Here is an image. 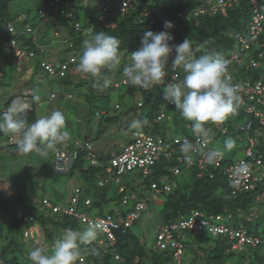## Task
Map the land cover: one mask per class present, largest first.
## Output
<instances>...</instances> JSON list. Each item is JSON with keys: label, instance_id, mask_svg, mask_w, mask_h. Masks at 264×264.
<instances>
[{"label": "trees", "instance_id": "16d2710c", "mask_svg": "<svg viewBox=\"0 0 264 264\" xmlns=\"http://www.w3.org/2000/svg\"><path fill=\"white\" fill-rule=\"evenodd\" d=\"M258 2L260 11L264 14V0H258ZM11 3L12 0H0L1 36L5 37L8 41L9 50L7 56L4 58L0 56L3 64L14 69L17 64L37 62V70H42L51 77L59 78L60 85L66 88L72 87L74 84L70 75L71 64L64 77H60L59 75L52 76L41 67V64L47 60L45 59L47 58L45 56V46L60 40L64 45L63 48H60V52H72L73 56L69 60L60 59L57 62L69 63L73 59L74 62L72 64H75L79 62L82 54L83 40L90 38L94 32L105 31L120 40V54L131 57V52L141 46V38L144 32L165 31V21H172L174 26L175 24L179 25V31L177 32L174 28L167 29V31L172 32L174 37V40L170 41V44H179L184 39L189 38L193 45L194 54L197 57L206 52H218L222 54L223 58L229 60L236 55L237 60H241V62L240 64L235 62L228 67L232 73L231 82L241 87H246L248 84L255 87L259 83L264 85V47L260 48V45L264 44V37L256 41L251 40L249 23L253 14L251 12L252 5L250 0H238V4L229 8L226 14L219 11L216 14L206 15L202 13L196 15V13L200 12L199 10L201 9H208L207 0H131V7L126 13L106 9V0H101V6L95 1L92 2V0H60L59 4L54 7H50L48 0H38L36 7L37 16L32 15L33 9L23 7L22 9H26V13L20 14V17H18L19 22H16L12 17L10 10ZM112 4L117 5L115 2ZM135 7L138 9L136 10ZM40 11H42V14ZM80 11L84 14L83 24L80 22ZM63 19L72 21V27L67 29L64 26V21L62 22ZM10 23L13 24L15 33L10 31ZM77 24L80 26L79 30L76 28ZM62 29L67 34L65 33L61 36L62 39H59L61 35L60 30ZM241 37L249 40L250 47L248 49L242 47ZM13 40H16L19 47L26 51L27 57L30 54H33V56L29 60L18 59L16 56L17 47H12L11 45ZM40 54H43L44 57H40ZM173 57L174 53L169 57L167 73L172 74L173 71H177L179 76L184 75L182 68H176L175 70L171 68V59ZM130 63L131 58L127 65ZM124 64H126V59ZM120 68L119 73H123L124 66ZM79 73L81 78L76 86L79 89L84 88L89 91L83 95V97L85 96V101L88 103V115H100V119L103 120V124L105 123V127L103 125L95 135L84 134L80 138L78 134L72 144H70L69 139L71 138H69L63 145L58 146V151L54 152L55 161L56 154L65 148H70L73 153L76 152L77 158L66 172L58 173L57 171V173L59 175L70 176L79 174L83 180L81 186L85 182V185L82 186L85 197L79 195V198L83 204H86L87 201H90V203L86 204L85 210H81L80 213L86 214L88 217L95 218L86 209L105 210L113 202L119 204L124 214L132 211L135 204L139 201L146 202V209L134 224L116 233L117 242L114 246H111L105 233L98 231L100 235L88 246V250L82 256V262L77 261V264H264V226L262 230L247 231L242 228L243 225H240V221H243V216L249 219V217L251 218L256 215L252 216L262 203V200H258L257 195L264 189V180L257 190L234 194L232 180L228 178L223 170V166L229 165L231 160L226 159L223 165L220 166L208 164L203 178L198 177L200 170L197 167V163H195V166L189 167L186 164L187 162L178 163L177 160H170L157 163L149 176L137 174L139 177H143V181L140 184L133 182L135 179L132 174L133 171H131L122 174L119 177L120 182L116 185L112 182L103 187L98 185L101 178L107 177L105 168L110 157L103 152H97L96 146L108 147L110 144L115 143V141H111V139L106 137L103 140L104 144L97 145L96 142L102 140V137H104L102 135L107 130L109 131L111 124H118L119 129L121 127L124 128L126 124L130 125L131 122H128V118L132 114L134 120L142 121L145 118L148 120V125L142 126L140 129L150 135L164 137L167 135L165 134L166 128L170 129V125H172L173 131L170 129L171 134L194 139L195 134L192 128H188V125H192L193 122L186 121L175 106H169L168 102L164 100L163 89L165 84L154 85L149 90H144L139 86L131 85L125 78L121 83L116 82L113 85H109L100 91L99 94H96L94 91L97 86L103 85L102 81L97 82L96 78L84 76L81 72ZM35 74L34 71L30 72L31 76ZM124 81L128 82V84H125ZM118 89H123V91L120 93L117 91ZM27 93L31 94L32 90L29 88ZM114 94L118 95L120 100L128 98L135 100L136 97L141 96L143 97V100L141 99L142 106H138V100L134 102V107L128 108L121 113L118 110L121 108L118 103L111 108ZM16 97H22L29 104L28 99L23 94L12 95L6 103V108L4 111H0V114L7 110L11 100ZM60 97L68 100L73 98L72 92L69 89H66L59 97L56 93L51 94V100L55 101ZM241 97L243 100L246 95ZM241 102L235 112L230 115V124H233L236 119H247L248 115L245 109L241 107ZM162 107L166 108L167 114H171V120L166 119L170 122L166 120L162 122L156 121L158 112ZM115 111H118V113H114ZM119 113L122 114V118L124 119L121 120V114ZM19 115L21 117L26 115L27 119H31L30 121L28 120L29 122H33L37 118L31 106L29 111L19 113ZM167 122L170 123L169 126ZM206 127L211 128L209 134L211 142L218 141L221 135L212 132V122H209ZM261 134H264V125H261L258 120L254 119L251 135L259 136ZM70 137H72L71 134ZM78 140L82 145L80 148H76V141ZM87 144H91L93 150L98 154V164L96 167L92 166L90 162L88 163V167H85V163L88 162L86 158L89 153L86 149ZM12 147L16 149L15 139L10 135L0 133V152L3 150L10 151ZM209 148H199L196 155H190L189 153L186 157L182 152L181 155L186 161L192 159L196 162L199 157L210 150ZM11 153L18 155L17 150ZM255 154L262 156L264 164V145L258 147L255 150ZM227 161L229 164H226ZM54 166V170H56V164ZM176 166L182 170L178 176H175L172 171ZM262 167L264 168V165ZM28 168L23 167L19 175L23 176L27 172L32 171V168ZM40 170L41 168L37 170L38 174H41ZM34 173L36 174V172ZM109 176L117 177L114 174H109ZM161 177L169 179L168 183L177 182V188L166 192L163 190L164 185L158 182L161 191H153L151 184L158 181ZM121 188L123 189L122 191H120ZM131 194H135L137 197L128 200L126 206L123 205V198L127 197L128 199V196ZM74 195L73 193L71 194L69 198L70 203ZM11 197L21 207L16 211V222L24 226L27 225V227L21 229L14 223L9 225L10 230L5 235L4 244L0 247V264H33L28 258L27 253L34 246L43 245L50 249L55 239L60 237L65 229L81 230V226H83L79 222L81 220H76L74 217L63 214V212L53 213V211L47 209L42 204L43 200L47 197H43L39 201L33 198L24 199L22 194L19 193L12 194ZM27 200L28 203L25 205L24 202ZM154 201H161L159 204L162 206L160 215L164 218V225L182 217H188L193 211H200L205 213L206 216L222 214L227 220L228 225L230 224L235 228L244 230L247 235L258 237L262 243L257 246H245L239 251L231 248V241L227 237L214 236L208 229H204L200 233H195L189 229L179 230L176 234L183 242V253L180 260H175V251H158L156 245L155 248H148L145 237L139 233L141 229L139 222L148 211L149 202ZM61 207L64 206L61 205ZM19 213L22 214L21 217H18ZM107 215H113V212L104 213L103 211L98 216ZM26 218L29 221L26 222ZM29 223L36 224L37 227L33 229V225L29 226ZM19 229L23 231V240L28 239V246H25L23 244L24 241L21 242L19 236H17ZM31 229L33 230L30 231ZM39 230L43 231L45 236L38 235ZM188 235L193 238L192 241L186 240ZM41 237H44V243L40 245L37 244V240ZM200 241H205V246L201 245ZM213 242L215 243L214 246L211 245ZM107 243L110 245L107 246ZM206 245H210V247H206ZM93 248L98 250V254L91 251ZM114 250L119 255L118 260L115 259ZM187 253H190L191 258L186 261L185 255Z\"/></svg>", "mask_w": 264, "mask_h": 264}, {"label": "clouds", "instance_id": "9594fccd", "mask_svg": "<svg viewBox=\"0 0 264 264\" xmlns=\"http://www.w3.org/2000/svg\"><path fill=\"white\" fill-rule=\"evenodd\" d=\"M164 28L166 29L165 31L144 32L141 38V46L131 52V63L123 68V76L127 78L131 85L139 86L144 90H149L154 85L165 84L163 89L164 100L168 102L169 106H175L186 121L193 122L192 125H188V128H192V131L195 134L194 139L197 136L210 139V145L214 149L205 152L203 155L208 164H215L224 157L225 151H231L236 146V141L230 137L225 140L223 149L215 148L211 142V137L209 136L211 128L206 127V125L209 122H212V132L221 136L228 135L230 128L226 126V124L231 120L230 115L235 112L242 100L240 95V86L232 83L230 77L226 75L228 72L229 61L223 58L222 54L218 52H206L197 57L194 54L193 45L189 38L184 39L179 44H170V41L174 40V37L169 31H167V29L174 28L172 21H165ZM120 44V40L116 36L110 35L108 32H94L91 34L90 38L84 39L82 42V54L79 58L77 70L86 76L102 80L104 87L109 86L111 80L108 73L115 72L121 65ZM173 53L174 57L171 59V68L173 70L176 68H182L184 75H182L180 79L175 82H170L172 74L167 73V66L169 63V57L172 56ZM167 74L169 78L165 80ZM126 84H128V82ZM33 91L35 93L36 90ZM260 98L262 99L263 104L258 103L257 98L250 99L248 96L244 97L241 102V107L245 109L246 114L248 115L247 119H245L244 126L241 127V129L246 131L248 134V147L245 149V157L239 160L241 162L235 166L233 173L234 177L237 178L247 176L250 170V165L248 163L252 161L253 157L260 158L262 164L258 166L257 171L255 172L257 178L260 179V181L256 183L257 189L264 180V172L262 171V169H264L262 167L264 164L262 156L256 155L255 150L264 145V139L263 134L259 136L251 135V129L254 119L258 120L261 125H264V111L261 109V107H264V94L260 96ZM40 100V95H33L34 102H39ZM138 102V106L140 103L142 106V100H139ZM251 106H254L258 111H260V113H262L263 119H261V117H257L255 113L248 112V108ZM29 108V104L22 97L12 99L11 103L7 107V110L0 114V133L10 135L15 139L18 154L27 155L35 153L41 158L46 159L50 152H57L58 146L63 145L70 138V132L66 127V116L61 110L54 109L50 114L40 115L33 122H29L26 115L24 117L19 115V113L27 110L29 111ZM161 111H164L166 114V118L164 120H171L172 116L171 114H167L165 107L160 109L157 117ZM219 122H222L221 125L216 124ZM148 123L149 122L146 118L142 121L136 119L130 123L129 127L132 128V132L134 130L142 131L140 128L148 125ZM164 137L166 138V136ZM176 138L183 139L188 137L175 136L172 134L170 135V138H166V140L174 143ZM194 139L191 140L193 141ZM250 140L255 142L253 146H251ZM248 149H251L253 154L252 157L247 156ZM196 150L197 147L195 144L188 140H184L180 144V151L178 150V152L174 153L172 155L173 157L170 158L169 161L177 160L178 163H183L179 161L180 157L183 158L181 152L187 157L190 152ZM94 153L97 159L98 154L96 151H94ZM120 153L121 151L119 153H110V160ZM88 157L89 154L86 159H88ZM164 159L167 158L162 157L156 161V163L149 168V173L146 174V176H149L153 167ZM110 160H108V164L106 166L109 165ZM225 161L226 158L224 157V162ZM239 161H232V163L226 166L233 165ZM91 165L96 167V165ZM176 168L181 170L180 167L176 166L172 169V171L174 172ZM132 171H139L138 174L145 175L144 172L139 169ZM105 174H107V177L104 179L101 178L98 182L100 187L105 186L109 182H112L115 185L120 182V179L117 181V177H110L106 171ZM165 178L166 177H163L162 179ZM106 180H108V182H105ZM101 181L105 182L103 186L100 185ZM160 183H162V180ZM175 183L178 186V183ZM77 187H80L81 189L80 195L85 197L81 184L77 185L74 190ZM120 191L122 190L120 189ZM261 192L257 195V197L258 200L264 201V198H260ZM45 200H49L53 205L59 206V204H56L50 197H47ZM140 202L145 203L146 206L145 201H139L135 204L132 211L135 210L136 205ZM80 206L85 207L82 202L78 206V209ZM145 209L143 211H145ZM132 211L127 214H124L123 212L121 215H113L122 217L128 215ZM142 212H140L139 217ZM253 215H255V213H253ZM99 217L103 218L105 216H98L97 218ZM139 217L135 221H137ZM222 218V225L236 231L242 230L225 223L226 219L223 215ZM98 229L99 225L94 223H89L82 231L66 229L60 237L55 239L54 244L50 249L49 247L43 245L34 246L27 253L28 258L33 262V264H77V261L82 262L84 252L87 251L88 246H90L93 241L97 239ZM26 236H28V234H26ZM216 236L227 237L230 240L228 235L225 234H219ZM230 241L232 247L233 241ZM37 244H39V242H37ZM91 251L98 254V250L95 248L91 249Z\"/></svg>", "mask_w": 264, "mask_h": 264}, {"label": "rangeland", "instance_id": "374dc122", "mask_svg": "<svg viewBox=\"0 0 264 264\" xmlns=\"http://www.w3.org/2000/svg\"><path fill=\"white\" fill-rule=\"evenodd\" d=\"M95 1L96 3H101V0H92V2ZM24 0H12L11 8V14L13 19L16 22H19L20 20L18 17H20V14L26 13V9H22L24 7L23 5ZM115 4H120V0H114ZM102 4V3H101ZM100 4V6H101ZM38 5V0H32L29 2L27 9L31 8L32 15L37 16V10L36 7ZM140 7V6H139ZM137 10L138 8L135 7ZM251 8V12H252ZM264 11V8H263ZM80 22L83 24V16L84 14L80 11ZM64 21V26L69 29L72 27L73 22L69 20H62ZM177 23V21H176ZM175 31H179V25L175 24L174 26ZM1 29H0V56L4 58L9 54L8 50V41L5 39V37L1 36ZM51 32V31H50ZM60 33L64 35L66 32L65 30H60ZM51 34V33H50ZM67 34V33H66ZM264 44L260 45V48H263ZM47 55H45L47 58H49L51 61H58L60 59L62 60H69L71 56H73V53H61L60 48H54L52 50L47 49ZM121 56V66H127V64L130 62L131 57H126L124 54H120ZM0 57V111H4L6 108V103L8 99L12 95H18L23 94L26 99H28L30 106L34 110L35 114L38 116L40 115H47L51 113L54 109H59L63 113L65 112L66 116V127L69 130L72 137L69 139L70 144L73 143V140L77 135L79 134L80 138H82L83 133H86L85 135H90L100 130L103 125L105 127V123L103 124V120L100 119V115H88V103L85 101L83 95L88 93L89 91L87 89H79L76 84L79 82L81 76L79 71L77 70L78 63L71 64L70 65V75L73 80V86L66 88L65 86L60 85L59 78H54L49 76L47 73H45L42 70H38L34 76L30 75V71H34L37 67V62H32L30 64H17L14 69H12L10 66H5L3 64V60ZM40 57H44L43 54H40ZM43 59V58H41ZM126 59V64H124ZM118 68L113 73H108V76L111 80L110 85L115 84L116 82L121 83L122 80H124L126 77L123 76V73H119L121 68ZM85 76V75H84ZM30 79V80H29ZM127 79V78H126ZM97 82H101L102 80L96 78ZM32 90L31 94H28V89ZM105 87L103 85L97 86L95 91L96 94H99L100 91H102ZM66 89L71 90L72 92V99L68 100L66 98L60 97L58 100H51V94L56 93L58 97L62 95ZM33 90H36L35 93ZM118 92H122L123 89H118ZM38 94L41 97V100L39 102L33 101V95ZM143 100V97L138 96L136 99L128 98L126 100H120L119 96L114 94L111 102V108L114 107L115 104H119L121 106L119 112H124L128 108L134 107V102L138 100ZM261 109L264 111V107H261ZM118 113V111H115L114 113ZM119 113V114H121ZM118 114V115H119ZM30 115V114H29ZM121 114V120L122 118ZM29 121L31 119H28ZM134 120V116L132 114L129 115L128 122H132ZM168 121V120H166ZM170 122V121H168ZM168 126L170 123H168ZM245 124V119L235 120L233 124H230L229 122L226 124L230 128V131L228 135L221 136L218 141L214 142L213 145L215 148H221L223 149L224 142L228 138H233L236 141V146L231 151H225L224 157L227 160L231 161H239L241 158L245 157V149L248 147V134L246 131H243L241 129L242 126ZM162 126V125H161ZM172 125H170V129ZM169 128H166L165 134L166 138L169 139L171 134ZM131 132L132 128L129 127L128 124L125 125V127H121L119 129L118 124H111L109 126V131L105 132L102 136V140L99 142H96L97 145L104 144V138H109L115 141V143L111 144V150H109V153H119L123 146L127 145L131 141ZM264 139V134H263ZM16 149L12 147L10 151L3 150L0 152V247L4 244L5 241V235L10 230L9 225L11 223H14L15 225L19 226L21 229L26 228L27 225L20 224L16 222V211L17 209H20V204L15 203V200L11 197L12 194H22V197L24 199L33 198L36 201H39L43 197H50L53 199V201L57 204H61L64 207L68 205L69 198L74 191V188L81 184L83 180L79 176V174L75 176L70 175H59L57 173V170H54V164H55V156L54 152H50L48 157L46 159L41 158L35 153H30L27 155H13L11 152L15 151ZM110 157V154H108ZM88 162L85 163V167H88V163L90 162L87 159ZM230 161V163H232ZM226 164H229L227 161ZM22 165V166H21ZM23 167H29L28 169L32 168V171H29L26 173V175H19L21 172V169ZM41 170V174L37 173V170ZM34 169V170H33ZM264 172V169H262ZM36 172V174L34 173ZM139 171H135L132 174L134 175L133 182L135 184H140L143 181V177H139L138 174ZM128 175V174H127ZM260 175V174H259ZM85 183V182H84ZM82 184L85 185V184ZM163 199V198H162ZM161 201H154L149 202L148 204V211L145 213V215L140 220L141 229L140 234H142L146 239V245L148 248H155L156 245V233L158 232V229L160 226L164 225L163 217L160 215V209L162 208L160 204ZM28 203V200L24 202L26 205ZM40 207V205H39ZM80 211L85 210L83 206H80ZM87 212L92 216L97 218L99 213H108L109 211H112L115 215H121L123 213V209L117 204L116 202L111 203L108 208L105 210H98L93 209L89 210L86 209ZM252 214V213H251ZM256 215L249 217V219L245 216L242 217L243 221H240V225H243V229H246L247 231L251 230H262L263 229V221H264V201L259 205V208L256 210ZM246 220V221H245ZM227 223V220L226 222ZM238 223V222H237ZM33 225V229H35L37 226L36 224L29 223V226ZM233 226V225H232ZM86 225L81 226L82 231L84 228H86ZM19 229L17 236H19L20 241L25 244V246H28V239L23 240L22 234L23 231ZM31 229L30 231H32ZM66 230V229H65ZM64 230V231H65ZM63 231V232H64ZM38 235L45 236L44 232L39 230ZM100 234L98 233L97 237ZM35 236V235H34ZM193 238L188 235L186 240L192 241ZM39 244L44 243V237H41L37 240ZM201 245L205 244L204 242H199ZM214 242L211 243V245L214 246ZM110 244L107 243V246ZM205 246V245H204ZM206 247H210V245H206ZM190 253H187L185 255V260L187 261L190 259ZM232 262V261H231Z\"/></svg>", "mask_w": 264, "mask_h": 264}, {"label": "built area", "instance_id": "2783aa9c", "mask_svg": "<svg viewBox=\"0 0 264 264\" xmlns=\"http://www.w3.org/2000/svg\"><path fill=\"white\" fill-rule=\"evenodd\" d=\"M149 1V0H144ZM50 7H54L57 4H59L60 0H48ZM107 5L105 6L106 9L110 10L113 9L117 12L126 13L129 11L131 7V0H122L120 4L113 5L112 3L114 0H106ZM208 3V9H201L200 12L196 13V15H199L202 13L203 15L206 14H216L217 12H221L223 14H226L227 10L229 8H232L236 4H238V0H207ZM250 3L252 5V18L249 23V33L251 36V40L256 41L261 37H264V14L260 11V6L258 0H250ZM42 14V11H40ZM10 31L15 33L13 24H9ZM77 30L80 29L79 24L76 25ZM170 32V31H169ZM172 34V32H170ZM173 36V34H172ZM240 41L242 43V47L245 49H248L250 46L249 40H246L245 38L241 37ZM12 47H17L16 49V56L18 59H26L29 60L30 57L33 56V54H30L27 57L26 51L19 47V44L16 40H13L11 43ZM229 61V67L231 64H234L235 62L240 63L241 60H237V56L235 55ZM74 60H70L68 63H54L51 61H44L41 64V67L49 72L52 76L59 75L60 77H64L66 72L69 70V65L72 64ZM228 77H230L232 81V73L228 69V72L226 73ZM181 76H179V73L174 71L172 73V77L170 79V82H175L176 80L180 79ZM169 76L165 77V80L168 79ZM126 84L127 82L124 81ZM240 86V85H239ZM264 94V85L261 83L255 85V87H252L250 84H248L246 87L240 86V95H246L250 97V99L257 98L258 103H262V99L260 96ZM172 105V104H171ZM141 106V103L139 104ZM249 113H255L257 117H261L263 119L262 113L258 111L254 106H251L248 108ZM166 118V114L164 111H161L159 113V116L157 117V121H162ZM222 122L216 123L221 125ZM162 138V137H158ZM164 139V138H162ZM162 139H156L152 135L145 133L140 130H134L131 134V144L125 147L124 151L121 152L119 155L114 156L110 161L109 165L106 166L105 171L110 174V172L113 170L117 173H122L124 171L128 170H135L139 169L144 172V174L149 173V168L152 167L156 161L161 159L162 157L165 158H172L173 154L180 151V144L184 140H188L196 145L197 150L190 152L192 155H196L199 151V148L207 149L209 148L214 149L212 146H210V139L205 137L197 136L193 141L189 138H183L179 139L176 138L174 140L173 146H164V142ZM166 140V139H165ZM251 146L255 144L253 140H250ZM176 144V145H175ZM178 145V147H177ZM82 147L81 143L76 141V148ZM68 148L62 149L60 152L56 154V170L58 172L66 171L71 164L74 162V160L77 158V154L69 153ZM86 149L88 150V160H90L91 164L97 165L98 161L95 157V153L93 150V147L91 144L86 145ZM67 152H66V151ZM247 156L252 157V151L251 149H248ZM180 162H187V166L193 167L195 166V163H197V167L199 168V174L198 177L203 178L205 175V172L207 170L208 163L204 159V155L198 158V160L195 162L192 159L185 160L184 158H179ZM224 162V157L220 159L215 164L217 166L222 165ZM241 161L230 165V166H223L224 173L232 180L233 186H234V194L240 192V191H250V190H256L257 185L256 183L260 181L259 178L255 175V172L257 171L258 166L262 164V161L260 158H252V161L248 164L250 165V170L247 176L243 177H234V169L235 166L240 163ZM246 162V161H245ZM181 173V170L179 168H176L174 170L175 175H179ZM212 177V176H211ZM117 181L119 178L116 179ZM167 178L162 180V183L164 185L163 190L166 192H170L173 188L177 187V184L175 182L168 183ZM105 182H108L106 180ZM104 181L100 182V185L103 186L105 184ZM156 187L155 191L160 192L159 185H154ZM121 190H123L121 188ZM81 193L80 187H77L73 194L74 198L70 204H68L66 207L62 208L58 205H53L49 200H44L45 206L48 209H51L53 212H65L68 216L74 217L78 220V216L80 215V211L78 209V206L81 204V200L79 198V195ZM260 198H264V189L262 190L260 194ZM128 199L127 197L124 198L123 204H127ZM90 201H87L86 204H89ZM86 204H84L86 206ZM145 203L140 202L136 205V208L134 211L129 213L126 216H114V215H107L103 218H94L89 219L85 216H83L82 220L79 221L83 225L88 226L89 223H94L99 225L98 231H101L105 233L108 237V240L112 246H114L117 242V235L116 233L125 228H129L133 222L139 217L140 212H142L145 209ZM22 214L19 213V217H21ZM207 217V218H206ZM222 215H210L206 216L204 213L200 211L192 212L191 215L188 217H182L178 220H175L174 222H170L168 224H165L161 226L158 229V232L156 234V247L158 251H166V250H173L175 251V260H180L181 255L183 253V242L181 241V238L176 234L180 230H192L195 233H200L204 229H208L210 233L213 235H219V234H225L228 235L230 240H232V249L233 250H241L245 246H257L262 243V241L255 236L247 235L245 231L242 230H233L225 225L221 224L222 221ZM102 243V242H101ZM115 252V259H119V255Z\"/></svg>", "mask_w": 264, "mask_h": 264}, {"label": "bare ground", "instance_id": "6f19581e", "mask_svg": "<svg viewBox=\"0 0 264 264\" xmlns=\"http://www.w3.org/2000/svg\"><path fill=\"white\" fill-rule=\"evenodd\" d=\"M29 107H30V106H29ZM22 113H23V112H22ZM152 136H153V135H152ZM153 137H155V136H153ZM161 137H162V136H161ZM155 138H156V139H162V138H164V137H162V138L155 137ZM165 139H166V138L162 139L163 142H164V146H173V145H174L173 142H170V141L165 140ZM131 143H132V142L130 141L127 145L123 146L121 152H123L124 149H125V147H127V146L130 145ZM72 149H73V148H72ZM66 150H68V152H69V153H72V154H75V153H76V152L73 153V151H71L70 148H68V149H66ZM66 150H65V151H66ZM73 150H74V149H73ZM66 152H67V151H66ZM163 161H169V159L167 158V159H164ZM249 165H251V164H249ZM131 171H132V170H128V171H124V172H122V173H117V172H115V171L112 170V171L110 172V174H114V175L117 176V178H119L122 174H124V173H128V172H131ZM143 176H146V174L143 175ZM161 180H163L162 177L159 178L158 181H155V182H153V183L151 184V188H152L153 191L156 189V187H154V185H157L158 182H160ZM136 197H137V195H135V194H131L130 196H128V200H130V199H134V198H136ZM73 198H74V197H73ZM73 198L71 199V202H72ZM68 203H70V202H68ZM42 204L45 206L44 201L42 202ZM60 207H61V206H60ZM62 208H64V207H62ZM63 214H66V213L63 212ZM66 215H67V214H66ZM83 216H85V217H87V218H89V219H94V218L88 217L86 214H82V213H80V215L78 216V220H82ZM25 221H26V222L29 221L28 218H26Z\"/></svg>", "mask_w": 264, "mask_h": 264}, {"label": "crops", "instance_id": "0c3cea01", "mask_svg": "<svg viewBox=\"0 0 264 264\" xmlns=\"http://www.w3.org/2000/svg\"><path fill=\"white\" fill-rule=\"evenodd\" d=\"M30 1H32V0H24V2H23V5H24V7H27L28 6V4H29V2ZM11 5H12V3H11ZM12 9L13 8H11V6H10V10L12 11ZM61 36H63L62 34L60 35V38L59 39H62V37ZM64 39V38H63ZM63 48L64 47V45H63V43L62 42H60V40H58L57 42H52L51 44H49V45H47V46H45L44 48V50H45V55H47L48 53H47V49H50V50H52V49H54V48ZM62 50V49H61ZM45 59H47V60H49V61H51L49 58H45ZM52 62V61H51ZM53 62H57V61H53ZM38 70L37 69H35L34 70V73H36ZM31 72V71H30ZM84 134H86V133H83V135ZM96 148L98 149H96L97 150V152H103V153H105V155H107V154H110L109 152L110 151H108V150H111V144L108 146V147H105L104 146V148L102 147V146H96Z\"/></svg>", "mask_w": 264, "mask_h": 264}]
</instances>
